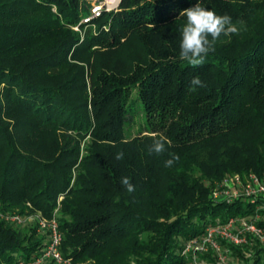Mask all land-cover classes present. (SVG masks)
<instances>
[{
    "label": "trees",
    "instance_id": "1",
    "mask_svg": "<svg viewBox=\"0 0 264 264\" xmlns=\"http://www.w3.org/2000/svg\"><path fill=\"white\" fill-rule=\"evenodd\" d=\"M197 3L247 30L222 35L193 67L180 57V13ZM91 9L0 0V213L55 216L70 264H187L186 244L211 226L234 218L264 230V198L211 197L226 176H264V0ZM196 76L206 86L191 91ZM135 107L146 130L131 136ZM154 139L166 144L159 155ZM247 240L231 247L264 264V242ZM46 242L0 218V264L34 260Z\"/></svg>",
    "mask_w": 264,
    "mask_h": 264
},
{
    "label": "built area",
    "instance_id": "2",
    "mask_svg": "<svg viewBox=\"0 0 264 264\" xmlns=\"http://www.w3.org/2000/svg\"><path fill=\"white\" fill-rule=\"evenodd\" d=\"M103 6H94L91 9L93 16H99ZM87 21V19L85 20ZM213 200H232L250 198H264V176L258 177L249 174L241 177H226L218 184L211 193ZM0 218L13 223L15 226L25 221H33V226L40 233L47 235L46 245L41 250L40 255L29 262L20 261L17 264H45L52 261L55 264H70L63 258L61 252V243L63 235L59 229V223L55 216L51 219H45L39 215L19 216L17 214L3 215ZM249 236L257 238L264 242V230L258 227L255 222L246 219L230 218L224 224H217L207 228L204 236L189 241L184 249V255L194 256L196 252H213L216 253L219 263H223L226 254L220 251V244L225 243L229 246H242L247 244ZM194 262V261H193ZM194 264H197L196 262Z\"/></svg>",
    "mask_w": 264,
    "mask_h": 264
},
{
    "label": "clouds",
    "instance_id": "3",
    "mask_svg": "<svg viewBox=\"0 0 264 264\" xmlns=\"http://www.w3.org/2000/svg\"><path fill=\"white\" fill-rule=\"evenodd\" d=\"M180 16L186 17V23L182 26L180 57L193 67L202 66L205 63L208 53L215 50L214 46L222 35L230 36L247 30L242 20L233 23L229 15H217L214 10L201 7L199 3L184 9ZM190 83L191 91L206 86L199 76L194 77ZM165 148L163 139H154L150 150L159 155L165 151ZM122 158L123 153H118L116 159ZM178 159V156L173 155L165 161V166L171 167ZM121 183L128 193L135 191V186L128 177H122Z\"/></svg>",
    "mask_w": 264,
    "mask_h": 264
},
{
    "label": "rangeland",
    "instance_id": "4",
    "mask_svg": "<svg viewBox=\"0 0 264 264\" xmlns=\"http://www.w3.org/2000/svg\"><path fill=\"white\" fill-rule=\"evenodd\" d=\"M86 2H89L92 7L94 6H103V10H112L118 7V5L114 8L110 7L113 6L118 0H84ZM138 107V106H137ZM135 107L133 110H131L129 113V116H127V126L126 130L131 136H135L138 133H141L142 131H145V125H144V119H142L141 116L134 115V111L138 109ZM246 176V175H244ZM228 177V176H226ZM258 220H263V217H258ZM256 223V222H255ZM34 224L33 221H25L21 223L18 226V228H28L32 227ZM220 251L224 252L226 254V258L223 263H219L218 258L216 256V253L207 251V252H196L194 256H188L187 257V264H194L195 262L197 264H246V258H247V251H236L231 246L221 243L220 244ZM194 261V262H193ZM49 262H46L45 264H48Z\"/></svg>",
    "mask_w": 264,
    "mask_h": 264
},
{
    "label": "bare ground",
    "instance_id": "5",
    "mask_svg": "<svg viewBox=\"0 0 264 264\" xmlns=\"http://www.w3.org/2000/svg\"><path fill=\"white\" fill-rule=\"evenodd\" d=\"M118 3H119V2H118ZM118 3H117V5H118ZM117 5H116V6H117ZM116 6H115V7H116Z\"/></svg>",
    "mask_w": 264,
    "mask_h": 264
},
{
    "label": "water",
    "instance_id": "6",
    "mask_svg": "<svg viewBox=\"0 0 264 264\" xmlns=\"http://www.w3.org/2000/svg\"><path fill=\"white\" fill-rule=\"evenodd\" d=\"M121 0H119V3H120Z\"/></svg>",
    "mask_w": 264,
    "mask_h": 264
}]
</instances>
